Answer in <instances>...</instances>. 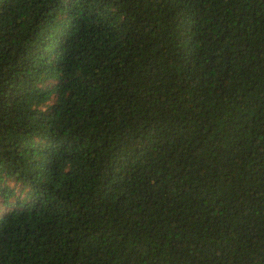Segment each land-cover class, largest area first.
<instances>
[{"label": "trees", "instance_id": "16d2710c", "mask_svg": "<svg viewBox=\"0 0 264 264\" xmlns=\"http://www.w3.org/2000/svg\"><path fill=\"white\" fill-rule=\"evenodd\" d=\"M0 264H264V0H0Z\"/></svg>", "mask_w": 264, "mask_h": 264}]
</instances>
